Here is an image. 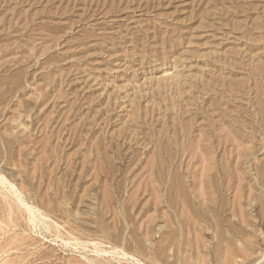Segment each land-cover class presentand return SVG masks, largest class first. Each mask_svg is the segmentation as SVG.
Returning a JSON list of instances; mask_svg holds the SVG:
<instances>
[{
    "label": "rangeland",
    "instance_id": "1",
    "mask_svg": "<svg viewBox=\"0 0 264 264\" xmlns=\"http://www.w3.org/2000/svg\"><path fill=\"white\" fill-rule=\"evenodd\" d=\"M0 264H264V0H0Z\"/></svg>",
    "mask_w": 264,
    "mask_h": 264
}]
</instances>
